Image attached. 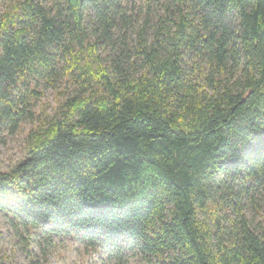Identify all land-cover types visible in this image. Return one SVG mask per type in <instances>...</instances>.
I'll return each mask as SVG.
<instances>
[{
  "label": "trees",
  "instance_id": "16d2710c",
  "mask_svg": "<svg viewBox=\"0 0 264 264\" xmlns=\"http://www.w3.org/2000/svg\"><path fill=\"white\" fill-rule=\"evenodd\" d=\"M0 2V128L33 116L42 79L73 88L0 170L22 239L117 264H264V215L247 216L264 196V0Z\"/></svg>",
  "mask_w": 264,
  "mask_h": 264
},
{
  "label": "rangeland",
  "instance_id": "374dc122",
  "mask_svg": "<svg viewBox=\"0 0 264 264\" xmlns=\"http://www.w3.org/2000/svg\"><path fill=\"white\" fill-rule=\"evenodd\" d=\"M140 5V4H139ZM7 8L0 2V16ZM144 17L148 9L141 8ZM136 9V11H140ZM144 20V18L142 19ZM40 91L39 98L31 107L33 116L24 119L15 133L0 128V170H8L28 155L31 132L60 116L70 94L73 92L67 78L49 84L42 79L35 85ZM260 206L248 204L247 216L255 225L264 215V196L259 199ZM24 239L12 226L9 216L0 212V264H117L107 254L88 248L77 238L53 235L52 238L39 234L34 228L31 234L20 228ZM126 264H145L140 257H131Z\"/></svg>",
  "mask_w": 264,
  "mask_h": 264
}]
</instances>
